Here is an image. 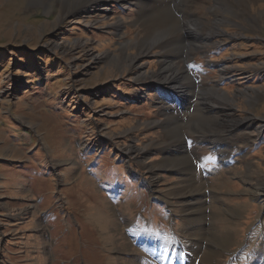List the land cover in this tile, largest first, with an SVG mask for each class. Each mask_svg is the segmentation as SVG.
<instances>
[{"label":"rangeland","instance_id":"obj_1","mask_svg":"<svg viewBox=\"0 0 264 264\" xmlns=\"http://www.w3.org/2000/svg\"><path fill=\"white\" fill-rule=\"evenodd\" d=\"M148 1L80 9L76 0H0V264H137L157 258L165 236L174 264H208L202 247L216 232L228 239L231 222L236 242L226 249L244 244L241 259L218 264H264V249L253 253L264 243L263 197L253 194L264 183V0H161V22L143 17L153 12ZM161 24H172L173 39L151 46ZM176 73L173 83L190 92L183 107L155 88ZM201 101L244 123L175 135L199 143L190 165L204 197L191 221L179 197L189 176L165 165L180 146L167 139L175 117L166 121L163 107L193 113ZM211 141L229 145V163L214 161ZM129 219L155 232L118 253Z\"/></svg>","mask_w":264,"mask_h":264},{"label":"bare ground","instance_id":"obj_2","mask_svg":"<svg viewBox=\"0 0 264 264\" xmlns=\"http://www.w3.org/2000/svg\"><path fill=\"white\" fill-rule=\"evenodd\" d=\"M45 1V0H44ZM72 1V0H71ZM77 1V4L79 5V8L81 9L83 6L87 5L89 3V1H91V4L92 5H96V6H100L102 4H104L107 0H76ZM124 2H127L128 0H122ZM154 1V2H153ZM68 4L70 2V0H67ZM74 2V0H73ZM132 2V1H130ZM149 3H152V5H150V8L153 10V12H147L148 14H143V17L145 18V20L147 21H153V19L155 20L156 18H161L159 19V21H163L164 20V17L161 16V14H164L166 12H164L165 10L168 11L167 8H159L157 7L158 4L161 3V0H149L148 1ZM71 4V3H70ZM162 4V3H161ZM160 4V5H161ZM74 5V4H73ZM72 5V6H73ZM163 5V4H162ZM64 7V6H63ZM70 8V7H68ZM76 9V8H75ZM84 9V8H83ZM169 13V12H168ZM161 16V17H160ZM157 21V20H156ZM119 23V22H118ZM155 23V22H154ZM147 24V23H145ZM166 24V23H165ZM118 25V24H117ZM157 25V24H156ZM164 25V24H163ZM163 25H159L157 27H154V30H156L157 32V39H155L154 41H151L152 45H154L155 43H158L160 41L161 43V40L163 37H168V38H172V37H169L170 34H169V31H170V24L169 26L167 25V27H163ZM193 25V23L191 22L190 23V26ZM195 27H190L188 28V31H191L193 35H195L197 33V24L195 23L194 24ZM151 27V26H150ZM216 27V26H215ZM174 28V27H173ZM181 30V29H180ZM148 31V29H147ZM151 31V30H150ZM153 32V31H152ZM151 32V33H152ZM173 32V31H172ZM148 33V32H147ZM217 32H214V31H210L208 34H206L205 36L207 37H214L216 36ZM220 35V34H219ZM147 36V35H146ZM150 37V36H148ZM153 39V38H151ZM165 39V38H164ZM163 39V40H164ZM173 39V38H172ZM165 41V40H164ZM200 44V43H199ZM214 44V43H213ZM216 44V43H215ZM165 46V45H164ZM193 49H198V48H203L201 45H193L192 47ZM170 49V48H169ZM168 49V50H169ZM167 51V50H166ZM171 51V50H169ZM174 51H175V48H174ZM200 51V50H199ZM201 52H204V51H201ZM170 53V52H169ZM168 53V54H169ZM173 53V52H172ZM205 53V52H204ZM139 55V54H138ZM161 56V55H160ZM130 58V57H129ZM163 58V57H162ZM134 59V58H133ZM187 60V59H186ZM134 62V61H133ZM164 63V62H163ZM172 63V62H171ZM188 63V62H187ZM127 64V63H126ZM161 64V63H160ZM165 64V63H164ZM174 64V62H173ZM177 66V65H175ZM166 69V68H164ZM225 69V68H224ZM163 70V69H162ZM167 70V69H166ZM221 70V69H220ZM181 71V70H180ZM177 72H179L177 70ZM221 72V71H220ZM224 72V71H222ZM221 72V73H222ZM174 73V72H173ZM158 74V73H157ZM190 74V73H189ZM137 75V74H136ZM145 75V74H144ZM139 76H140V73H139ZM159 76V75H157ZM222 77H226V74H222L221 75ZM220 76V77H221ZM150 77V76H149ZM161 77V76H160ZM187 76L185 75V78ZM140 78H142V76H140ZM149 79V78H148ZM161 81H154L155 83V88L156 90L161 93L163 96H167V97H171L173 99H176L180 101V105H182L181 107H183V103L182 101L184 100V95H189L190 92L188 93H185V91L183 90H179V88L182 86L181 84H175L173 83L174 80L178 79V73L174 74V75H165L163 77H161ZM142 80V79H141ZM169 85H167V84ZM180 83V82H179ZM195 86V85H194ZM214 87V86H212ZM207 87L205 86V89ZM209 89V88H208ZM204 90L203 89H199L198 92H202ZM211 91V90H210ZM214 94L217 95V98H219L220 100H225V102H229L231 100L234 101V99L232 97L228 98L227 95L225 94H221L220 92L214 90L213 92ZM202 94H204L202 92ZM207 96V95H206ZM251 96V95H250ZM252 97V96H251ZM250 97V98H251ZM256 97V96H255ZM209 98V97H208ZM207 99V98H206ZM205 99V100H206ZM176 102V101H175ZM185 103L187 104V107L189 106V99L187 98ZM197 103V102H196ZM204 103V101H201L199 106L197 107V109H199L198 112H193V113H189L191 110H192V106H190L191 108H189L190 110H184V108H182V110H175L174 108L176 107H169L167 108L168 106H166V108L163 107V109H165L167 111L166 114H169L166 121L167 120H170L172 118L175 117L174 120H172V122L170 124H166L167 125V130L166 132L168 133V135L171 137H168L167 139H170L171 141H174L175 139V135H177V133L185 131L187 133H196L197 135L199 136H203V134H206V135H209V134H215V135H219V134H222L224 131H227L226 130H222L223 128V125H224V128H233L234 126L236 127H239L237 125H240V124H243L244 122H242V120L240 119H237V121L235 120H231L229 119V114L228 113H224L223 111V106L222 105H216L214 104L215 102H213L212 104L207 103V104H204L203 106H201L202 104ZM224 103V102H223ZM197 106V105H196ZM201 106V107H200ZM231 106V105H230ZM221 109V110H220ZM233 110V109H232ZM165 111V112H166ZM181 111H183V114L181 116ZM231 111V110H230ZM223 113V116L221 115ZM231 113V112H230ZM226 115V117H225ZM181 116L182 117V121L179 120L178 121V118ZM251 119V118H249ZM247 120V119H246ZM244 121V120H243ZM154 124V123H153ZM165 125V124H164ZM250 126V125H248ZM257 129V132L256 134H254V136L256 137H262L263 135V128L262 126L259 127H256ZM223 131V132H222ZM236 131V129H235ZM184 132V134H185ZM222 132V133H221ZM236 133V132H235ZM189 135V134H188ZM179 136V135H178ZM183 136V135H182ZM235 141L236 140H240L241 141V137L237 136V134H235ZM202 138V137H200ZM183 140V141H180ZM204 139V138H202ZM200 140V139H199ZM243 140V139H242ZM177 143L174 144V146H177L179 145L180 147H176L174 150H173V153L170 158H169V162H167L165 165L169 164V168H172L173 171H179V173L181 174H187L189 176L188 180L190 182V184L185 187V188H182V192L180 193V196L179 197H184L186 198V200H182L184 201V204L186 206H188L186 209H184L185 213L186 214L185 216V220H188V219H191V221L194 220L193 216H197V214H199V211H198V208L197 210H195L196 208H193L195 207L197 204H202V200H203V193L202 191H204L202 188H199V186H197V182L196 181H199L197 180V178L195 179L196 177V174H195V171H194V168L192 167V165H190V161H191V158H192V155L191 154H194V150L195 148L184 144V139L183 138H179V140H175ZM180 141V142H179ZM201 141V140H200ZM233 141V140H232ZM238 141V142H240ZM171 143V142H170ZM169 143V144H170ZM182 144V145H180ZM197 146L199 143H197ZM168 145V143H167ZM171 145V144H170ZM169 145V146H170ZM210 145L211 147H213L214 151L215 152H218V156L216 158H214V161L217 162V163H221L222 165H224V163H229L232 158L230 156V152H226L228 149H229V145H227V143H222V142H219V141H211L210 142ZM241 145V144H240ZM244 145V144H243ZM172 146V145H171ZM170 148V147H168ZM173 148V147H172ZM133 151V150H131ZM169 151V150H168ZM231 151V150H230ZM240 153H242L243 155V152L244 150L243 149H240L239 150ZM237 153V152H236ZM245 153V152H244ZM166 159V158H165ZM194 159V158H193ZM201 161V160H200ZM184 164V165H183ZM195 164V163H194ZM197 166V164H195ZM247 168H249L250 165H246ZM201 168V167H200ZM198 168V169H200ZM196 170V169H195ZM158 171V170H157ZM200 171V170H198ZM221 176V175H220ZM218 177V176H217ZM187 180V181H188ZM208 191H205V193H207ZM216 194V193H215ZM253 194L257 197V198H260V197H263L262 199V202H264V183H261L259 182L256 189L254 190ZM181 201V202H182ZM111 209V207H110ZM109 209V210H110ZM190 216V217H189ZM131 219H129V221L126 223V224H129V227L128 228V233H126V238L124 239L123 242H119L118 240V243H119V246L118 248L114 249L116 252L120 253V252H126L123 251L122 249L123 248H126L128 246H130L131 244H135V239L139 238V241L140 239H142V237L145 235V237L149 234H152L154 233L155 231H153L152 229H148V230H141L140 227H133V225L131 226L130 224H132L130 222ZM136 223V222H135ZM141 224H144V223H141ZM140 225V224H139ZM236 223L235 222H231L229 226H227V233H226V236L228 235V239H224L223 237H221V235L219 234V232H216V236L215 237H212L209 240L208 243L205 242V246H203V253H202V257L207 261L208 264H218L220 262L219 260V257H223V256H229V260H233V259H241V251H242V248L244 246V244L240 245L238 244V247L234 250H228L226 249V245L227 243L229 245H233L236 241H232L233 239V234L230 232L231 230H234L233 229V226H235ZM118 227V226H117ZM128 227V226H127ZM133 227V228H132ZM117 233L120 232L121 228H113ZM114 231V232H115ZM134 237V238H133ZM128 238V239H127ZM131 238H133L131 240ZM121 241V240H120ZM250 241H247L246 243L249 244ZM152 242L149 241V244L148 245H151ZM153 245V244H152ZM116 246V247H117ZM153 248V247H152ZM171 250L172 248L169 247ZM130 249V248H129ZM261 249H264V243H261L260 244V248L259 249H256L255 251H253V253H257V252H260ZM149 254V253H148ZM190 257H188L187 255H183V258L181 260H184V259H188ZM199 259V258H198ZM130 262H131V259H130ZM133 263V262H131ZM155 264V263H159L158 259L157 258H149L147 256H143L141 255L140 256V259L138 261L137 264ZM178 262H176L177 264ZM195 263V262H194ZM240 263V262H239ZM174 264V262H173ZM178 264H183L181 262H179ZM186 264H188V261H186Z\"/></svg>","mask_w":264,"mask_h":264},{"label":"snow or ice","instance_id":"obj_3","mask_svg":"<svg viewBox=\"0 0 264 264\" xmlns=\"http://www.w3.org/2000/svg\"><path fill=\"white\" fill-rule=\"evenodd\" d=\"M171 240L168 237H158L157 247L153 249L155 252L159 264H173V257L178 259L179 254L173 252L168 245Z\"/></svg>","mask_w":264,"mask_h":264},{"label":"crops","instance_id":"obj_4","mask_svg":"<svg viewBox=\"0 0 264 264\" xmlns=\"http://www.w3.org/2000/svg\"><path fill=\"white\" fill-rule=\"evenodd\" d=\"M195 104H196V102H195ZM189 105H193V104H189ZM193 107V106H192ZM194 108V107H193ZM192 111H193V109L189 112V113H192ZM182 115H184V114H181V116ZM177 118H179V117H177ZM195 146H197V144L195 145ZM195 146H191V147H193V148H195ZM194 168V167H193ZM196 169V170H195ZM194 171H195V174H196V177H195V179L197 178V180H199L200 179V176H199V174H198V171H197V168H196V165H195V168H194Z\"/></svg>","mask_w":264,"mask_h":264}]
</instances>
